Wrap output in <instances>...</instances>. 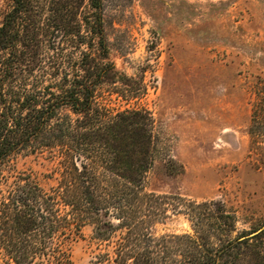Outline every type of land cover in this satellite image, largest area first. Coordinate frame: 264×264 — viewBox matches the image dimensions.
<instances>
[{
    "label": "rangeland",
    "instance_id": "374dc122",
    "mask_svg": "<svg viewBox=\"0 0 264 264\" xmlns=\"http://www.w3.org/2000/svg\"><path fill=\"white\" fill-rule=\"evenodd\" d=\"M99 1L101 10L92 0L74 1L75 14L58 24L65 36L57 50L45 35L31 54L33 69L5 82V99L60 96L64 84L85 74L77 65H85L103 75L91 96L93 108L111 118L131 111L151 118L146 190L161 198L167 215L145 218L144 229L154 237L194 234L191 203L218 200L234 217L228 236L263 230L264 0ZM11 3L0 0V25ZM81 119L61 105L51 123L77 126ZM33 146L3 168L6 187L29 175L49 192L69 180L73 152L67 146ZM92 150L85 156L102 175L105 163ZM124 237L123 228L99 240L85 225L71 241L69 264H132L119 251ZM0 264H15L1 247Z\"/></svg>",
    "mask_w": 264,
    "mask_h": 264
},
{
    "label": "trees",
    "instance_id": "16d2710c",
    "mask_svg": "<svg viewBox=\"0 0 264 264\" xmlns=\"http://www.w3.org/2000/svg\"><path fill=\"white\" fill-rule=\"evenodd\" d=\"M74 1L12 0L0 25V173L29 144L34 149L63 144L73 152L69 180L49 192L29 175L11 187L0 176V247L15 264H69L71 241L90 224L99 240L127 230L119 251L123 258L128 254L132 264H264V229L228 236L234 217L218 200L191 203L194 234L154 237L144 229L145 218L153 219L160 211L167 215L161 198L146 190L154 143L151 118L142 111L111 118L94 109L91 96L102 74L79 63L85 74L76 76L70 87L64 84L60 96L5 99V82L33 69L37 61L31 54L45 35L57 50L65 36L58 24L75 14ZM92 5L101 10L99 0ZM51 65L58 70L57 62ZM61 105L80 115V125L59 123L53 128L52 117ZM91 147L105 163L102 175L91 169L85 156ZM178 204H173L174 211ZM146 208L149 215L142 216Z\"/></svg>",
    "mask_w": 264,
    "mask_h": 264
},
{
    "label": "water",
    "instance_id": "95a60500",
    "mask_svg": "<svg viewBox=\"0 0 264 264\" xmlns=\"http://www.w3.org/2000/svg\"><path fill=\"white\" fill-rule=\"evenodd\" d=\"M257 233V232H256Z\"/></svg>",
    "mask_w": 264,
    "mask_h": 264
}]
</instances>
